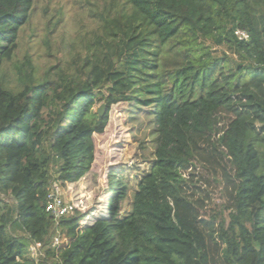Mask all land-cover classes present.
<instances>
[{
	"label": "trees",
	"instance_id": "16d2710c",
	"mask_svg": "<svg viewBox=\"0 0 264 264\" xmlns=\"http://www.w3.org/2000/svg\"><path fill=\"white\" fill-rule=\"evenodd\" d=\"M125 3L131 12L109 25L86 79L53 84L33 66L9 79L35 0H0V264H264V0ZM120 102L154 114L150 168L131 199L111 172L105 213L76 206L56 219L51 186L92 169L94 134ZM218 180L226 215L209 208ZM32 242L43 245L39 261Z\"/></svg>",
	"mask_w": 264,
	"mask_h": 264
},
{
	"label": "rangeland",
	"instance_id": "374dc122",
	"mask_svg": "<svg viewBox=\"0 0 264 264\" xmlns=\"http://www.w3.org/2000/svg\"><path fill=\"white\" fill-rule=\"evenodd\" d=\"M120 12H131L125 0H35L30 20L19 33L14 57L6 65L9 79L15 83L16 65H22L25 72L33 66L36 76L53 84H62L67 78L86 79L91 64L104 53L102 41L112 37L108 27L118 21ZM258 17L264 27V9ZM112 51L114 54L115 48ZM101 90L107 95V90ZM102 106L105 114L106 100L98 96L94 111ZM150 109L134 102L110 107L105 131L94 134L92 169L69 188H63L68 201L87 214L105 213L111 197V172L129 183L132 198L139 177L148 171L155 157L157 133ZM197 166L200 174L212 180L208 171ZM194 183L203 186L196 180ZM207 189L212 199L209 208L226 215L222 183L214 181ZM5 201L12 202L9 198ZM129 208L126 203L124 209Z\"/></svg>",
	"mask_w": 264,
	"mask_h": 264
},
{
	"label": "built area",
	"instance_id": "2783aa9c",
	"mask_svg": "<svg viewBox=\"0 0 264 264\" xmlns=\"http://www.w3.org/2000/svg\"><path fill=\"white\" fill-rule=\"evenodd\" d=\"M241 38H247V33L243 31L236 32ZM48 203H47V211L50 212L56 219L61 218L66 214L73 213L75 210V202L68 201L65 194L63 187L59 183H54L49 192L48 196ZM54 245L60 244V237L55 236ZM42 243L41 242H32L30 246V255L36 260L39 261L41 257L44 256V252L42 250Z\"/></svg>",
	"mask_w": 264,
	"mask_h": 264
},
{
	"label": "water",
	"instance_id": "95a60500",
	"mask_svg": "<svg viewBox=\"0 0 264 264\" xmlns=\"http://www.w3.org/2000/svg\"><path fill=\"white\" fill-rule=\"evenodd\" d=\"M104 108H105L104 106L98 108V109H97V113H98L99 115H103V114H104Z\"/></svg>",
	"mask_w": 264,
	"mask_h": 264
}]
</instances>
